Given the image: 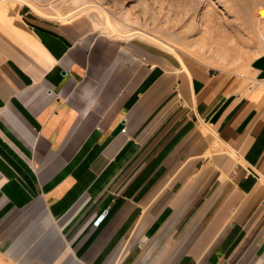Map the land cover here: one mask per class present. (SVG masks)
<instances>
[{
    "label": "crops",
    "instance_id": "crops-1",
    "mask_svg": "<svg viewBox=\"0 0 264 264\" xmlns=\"http://www.w3.org/2000/svg\"><path fill=\"white\" fill-rule=\"evenodd\" d=\"M36 12L0 0V259L264 264V54L220 70Z\"/></svg>",
    "mask_w": 264,
    "mask_h": 264
},
{
    "label": "rangeland",
    "instance_id": "rangeland-1",
    "mask_svg": "<svg viewBox=\"0 0 264 264\" xmlns=\"http://www.w3.org/2000/svg\"><path fill=\"white\" fill-rule=\"evenodd\" d=\"M30 6L60 21L86 16L112 38L174 48L220 70L241 71L264 54V0H42Z\"/></svg>",
    "mask_w": 264,
    "mask_h": 264
},
{
    "label": "built area",
    "instance_id": "built-area-1",
    "mask_svg": "<svg viewBox=\"0 0 264 264\" xmlns=\"http://www.w3.org/2000/svg\"><path fill=\"white\" fill-rule=\"evenodd\" d=\"M26 1L29 3V5L31 4L33 6H39L42 0H26ZM125 131L126 129L123 130V132Z\"/></svg>",
    "mask_w": 264,
    "mask_h": 264
},
{
    "label": "bare ground",
    "instance_id": "bare-ground-1",
    "mask_svg": "<svg viewBox=\"0 0 264 264\" xmlns=\"http://www.w3.org/2000/svg\"><path fill=\"white\" fill-rule=\"evenodd\" d=\"M147 38H149L150 40H153V39H152L151 37H149V36H148ZM167 48H170V47H167Z\"/></svg>",
    "mask_w": 264,
    "mask_h": 264
}]
</instances>
